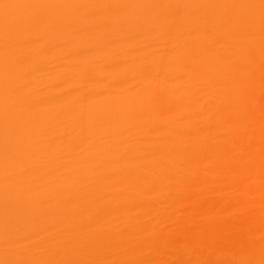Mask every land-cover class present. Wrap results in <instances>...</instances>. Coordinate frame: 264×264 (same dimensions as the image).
<instances>
[{"label":"bare ground","instance_id":"obj_1","mask_svg":"<svg viewBox=\"0 0 264 264\" xmlns=\"http://www.w3.org/2000/svg\"><path fill=\"white\" fill-rule=\"evenodd\" d=\"M263 61L264 0H0V264H264Z\"/></svg>","mask_w":264,"mask_h":264},{"label":"rangeland","instance_id":"obj_2","mask_svg":"<svg viewBox=\"0 0 264 264\" xmlns=\"http://www.w3.org/2000/svg\"><path fill=\"white\" fill-rule=\"evenodd\" d=\"M241 89L237 107L246 106L254 111L264 114V61L260 73L252 70L245 73L241 78V83L238 84ZM239 114L233 116V122L236 126H240L243 122ZM264 120L260 117L259 122ZM219 152L216 151L215 154Z\"/></svg>","mask_w":264,"mask_h":264}]
</instances>
